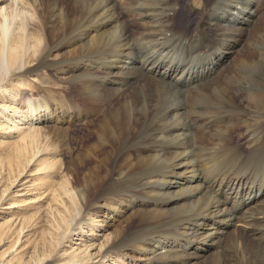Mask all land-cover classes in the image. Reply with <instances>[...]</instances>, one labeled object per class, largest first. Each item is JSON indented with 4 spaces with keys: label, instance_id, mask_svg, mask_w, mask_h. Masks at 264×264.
<instances>
[{
    "label": "rangeland",
    "instance_id": "rangeland-1",
    "mask_svg": "<svg viewBox=\"0 0 264 264\" xmlns=\"http://www.w3.org/2000/svg\"><path fill=\"white\" fill-rule=\"evenodd\" d=\"M103 1L104 0H81V1L75 0L74 2L76 3L79 2L80 4L85 3L86 5L92 4L94 6L97 3H100ZM110 1H111L110 5L113 6V11L115 10L114 13L117 12L114 14L115 20H113L112 22H109L104 17V15L101 17H98V13L101 12V10H97L96 8L91 14H88L89 16L87 20L85 21L87 23H85V27H82L81 29L83 31L82 33H90L93 31H94L93 33H96L97 31L98 33H96V35H98L101 32L106 31L109 28L107 26V25L110 26L109 23H114V24L119 25V28L118 29L115 28V30L112 31V33L110 32L109 36L107 37L111 40L109 41L110 46L98 47L94 49L93 51H90L89 53H81V55L79 56H76V57L74 56L75 58L72 57L73 59L71 60H62L61 66L63 67V70L61 66L59 67L56 66V68L55 67L41 68L40 71L36 74H33V73L23 74V73L16 72L17 70L15 69L12 70V68H9L7 72L0 73V264H99L104 258L106 262H103L102 264H147V263L152 264V262H154V264H161V263L164 264L165 262H167V264H174L175 262H176L175 264H180V263L189 264L188 259L190 258V256H192L196 261H199V259L200 260L203 259L201 258L203 255L207 257L211 252H213L212 256L215 259L219 258L221 263L224 262L222 264H254V261H253L254 257L258 260V264H264V255L254 256L253 254L248 255L252 259V261H249L247 263L246 260L243 259V256L236 249L237 245H240L241 249L245 248L246 252L248 253L249 245L246 242L247 240L246 239L239 240V239L230 238L228 241H225L228 232H230L233 228L235 229V226H233L232 228H227L225 225L223 226V223L221 222V220H228V219H229V222L232 221L231 223L237 222L236 224H240V226L239 228L238 227L236 228H238L237 229L238 231H240L239 229H241L240 233L246 235L251 241H253L256 244H259V246L264 248V244H263L264 237H261L264 234V218H260V219L258 218V219L251 220V218H255L256 215L260 216L261 213L264 214V210H263L264 207H262L264 206V204L259 203L255 207L253 206L254 204H250L252 201L249 202L248 200V202L247 201L244 202L242 200L243 197H244L243 199H246L250 195L256 193L258 190L264 191V118H263L264 116L261 117V120H258L256 118V116L261 115V113H264V78L257 76L256 77L257 79H254V88L250 86H245L248 90L247 92L242 93L241 85L237 82H236V85L233 84L235 80L230 79V77L234 78L237 76L238 78L240 77L249 78V77H254V75L251 73L249 74V73L238 72L239 70L238 69L236 70L235 67H233V70H232L231 69L232 65H230L229 63L235 56L236 52L240 49L241 45L246 44V38H247V35L249 34L248 32L254 25V24L251 25V23L254 21L253 19L254 16L256 15L255 18L258 21L260 19H264V9H263L264 0H261V2L260 0L258 1L257 0H235L239 4L241 3L242 6L246 9H243V10L240 9L239 10L241 13L240 17L237 15L238 19L236 18V19H233L232 21L229 20L231 23L229 21H226V19L233 18L232 16H230V14L226 16L224 20V18H221L223 17V15H220L218 13L220 11H222V13L223 11H225V13L229 12L227 8H231V7H229V5L227 6L226 4V3H229L228 0H225L226 2L224 0L222 2L221 0H217V1L209 0V3H208V0H178V1L170 0V3L172 2L175 3V4L173 3L172 6L171 4H169V0H148V1L147 0H129V1L128 0H125V1L124 0L123 1L122 0H110ZM114 1L115 2L117 1V2L115 3ZM5 2L8 6H10L9 5L10 1L5 0L4 2L3 1L1 2L0 7L3 5L6 6ZM56 2L59 5H56L55 7H58L59 9L61 8V6L64 7V5L66 4L65 0L64 1L61 0V3H60V0H56ZM152 2H154V4ZM223 4L225 5L223 6ZM252 4L255 5L257 8L253 6ZM258 4L260 5L258 6ZM13 7L14 6H12L10 9H12ZM157 7L160 10H158ZM163 7L166 10H162ZM247 7H249V9ZM103 8H105V6H103ZM132 8H137V9L139 8V9L137 11L136 9L133 10ZM131 9L132 11H130ZM251 9L255 10L254 14H252L251 12H245L247 10L252 11ZM14 10H15V7H14ZM89 10L90 9H88L87 12ZM155 11L159 12L160 14ZM31 12H30L32 14V15L30 14L31 17L26 20H22L21 19L22 17L19 16L16 22V25L19 26V24H22L21 23L22 21L26 25V28H25L26 31H28V28H33L35 30L41 31L42 33V30L40 29L41 27L39 26L36 16L32 17L35 14L33 13V11ZM138 16L139 17L141 16L140 18L143 22L138 18ZM163 16L166 18V20H167V16L169 18L171 17L170 19H173V18L174 19L168 22L165 20V18H163ZM132 17H135V18H132ZM157 17H159V19H157ZM235 20L237 23L235 22ZM150 21L153 23H151ZM158 21L160 22L158 23ZM255 21L253 23H255ZM258 21L256 23H258ZM234 22L236 24H234ZM246 22H250V24L249 23L246 24ZM260 22L261 20L259 21V23ZM160 23L162 25L164 23L166 24L162 26ZM99 25H101V27H99ZM172 25L173 26L175 25V26L173 27ZM226 25L232 26V27L235 26L236 29L238 28L236 32H234V34L232 35V37L234 36V39L231 36L229 37L228 31L225 32L227 28ZM96 27H99V28L96 29ZM143 27H146L144 28L146 31L142 29ZM223 28H225V30ZM151 29H153V31ZM242 29H244V31ZM198 30L201 32H199ZM221 30L223 31L221 32ZM171 31H174V32H171ZM243 32L245 33V35ZM176 33H177L178 38L176 37ZM147 34H150V35H147ZM151 36L152 38H150ZM166 36L167 38H165ZM238 36L239 38H242V39H239ZM58 37H59L58 38L59 42H67L70 39L74 38L75 34H72V33L68 35L62 34L61 36H58ZM259 37L261 41L259 42V45L257 44L258 47L257 45L254 44V49L257 51L259 50L263 51L264 33ZM192 38L194 39L192 40ZM220 41H222V43ZM223 41L225 42V44ZM125 42L127 43L126 46H118L119 43L122 44ZM201 43H202V46H201ZM220 44L221 45L223 44V45L220 46ZM210 45H211V49H210ZM229 45L231 47L233 46L234 47L231 48ZM235 45H238V46L236 47ZM222 47L224 48V50ZM215 52H217L218 54ZM219 52L220 53L226 52V54H229V55L230 53H232L231 55L232 58H230V60L229 59L225 60L224 57L219 58L220 56ZM122 54L124 55V57ZM95 57L96 59H94ZM111 57L113 59L115 58L114 63H112L113 59L111 60ZM206 58H208L209 61ZM98 59H100V61ZM204 59H205V62H204ZM70 62L72 64L71 66L70 64H68ZM100 62L103 65H101ZM125 62H128V64ZM28 63L30 64L23 66L24 70L25 68L30 69L31 64H35V62L32 63V61ZM91 63H93L92 64L93 66H90ZM94 63L96 64L94 65ZM122 63L123 65H120ZM106 64L109 66L108 68ZM255 64H258L262 68H264V57H261L260 59L257 58ZM161 65H163L164 67L169 66L167 76H166L168 77V79L166 77H161L154 72L153 67L154 68L160 67ZM223 65L225 68L226 67L227 68L225 70L226 72H223L222 74L223 78L221 77V79H224L225 75L227 74H232L228 78L230 79V82L232 83L228 82L229 80L227 79L228 80L227 85L229 89L232 88L235 90L234 91L236 95L235 98H237L235 101L237 102L233 104H227V105L224 104L225 106L221 105L220 108H218L216 106L208 105V103H205V102L203 103V101L200 102L198 99L196 100V98L192 99L193 100L192 101L189 96L192 89H194L195 87H198V85L201 86L203 84L204 85L208 84V82L212 81L215 77L217 78V76L221 74L222 70L225 69ZM122 66H124L123 69H122ZM199 66H201L202 69L205 68L206 66L209 69L211 68L213 69L211 71H207L208 69H206L204 70V72H201L202 69ZM84 67L86 69H84ZM89 67L91 68L89 69ZM143 67L145 68V70ZM99 68L102 71H100ZM96 69L98 70L96 71ZM81 70H83L84 72ZM91 70L93 71L95 70V72L91 73L92 72ZM199 70L201 71L198 72ZM117 71L119 75L116 74ZM190 71H191V74H190ZM101 72H103L104 74ZM210 72H212V75L210 74ZM260 72L261 70L257 66L254 65V73L258 74ZM70 73L73 76V78L72 76L70 77ZM196 73H200V76L199 74H196ZM207 73L210 75L207 76L208 75ZM95 74L98 76L96 77ZM201 74H202L203 79L200 78ZM233 74L234 75L238 74V75L234 76ZM157 75L161 77V79H159ZM74 76H78L81 79H76V77ZM147 76L149 78L151 77L153 79L160 80V81H163L164 79L163 82H165V85L162 84V86H166V87L171 86V88H169L167 92L162 91L160 89H152L150 90V92L153 91L151 92L153 93V95L147 96L150 99H153V97H155L154 98L156 100L155 105L153 103L151 105V109L152 108L154 109L155 114L160 113L162 117L160 116L159 118L154 120L153 125H155L154 126L155 128L153 126L148 127V129L152 127L153 129H150L149 135L144 136V138H140L138 133H136L135 131H131L130 134H126L127 140L125 139L121 142V145L119 146L120 149H118L117 155L118 156L122 155L121 156L122 159H125V158L134 159L135 158L134 160H136V159H139V156L141 154L140 158L146 157L145 161H148V162L168 159L169 161L166 160L163 162H158L161 165L159 169L153 166V163L146 165L144 167L143 172L146 174L148 172L147 170H149V172L151 171L153 174L152 176L153 177L156 176L155 180H157V182L167 181V180L180 181L182 174L183 175L190 174L191 176L195 175L194 177L197 179L195 181H192V183H188V184L201 185L204 183L203 185L200 186L201 190L203 189V191L207 192L210 196H212L214 201L215 200L219 201V204H221L222 206L220 205L218 207L217 205L219 204H216L211 209L205 208V209H201L198 211L177 215V217H175L172 221L171 220L166 221L164 224L165 226L163 225L164 227L163 226L162 227L153 226L154 227L153 228L151 225L147 223H142L136 229H134L135 231L134 230L131 231L134 228V226L130 224L127 226V228H129L130 230L128 231V233L122 235V237L119 240L118 248L109 249V243H107V240L109 236L111 235V233L115 232L116 230L120 228V226L123 225V219H124L123 216H125V214L121 217L120 216L117 217L116 215L114 219L112 218L114 214H111L110 216L113 219V221L111 220L109 222V218L107 217V214H109V210L106 209L107 211L106 210L103 211L105 208H103V210L97 214L93 210H90L89 212L88 211L84 212L78 209L80 201L77 198H75V200L73 198L74 196H76V193L74 192L75 187L77 186L78 181H80V173L87 172L93 166L92 163L89 164L88 162H87V165L80 166L81 157L79 158V156L81 153L83 152L85 153L86 145L88 146L92 145L95 143V140H98L97 136L93 132L94 131L93 126L98 122V120H101L105 116L106 114L105 112H107L109 108L117 106L118 103L117 104L115 103L119 101L118 98H122L123 97L122 95L126 96L130 94L132 91H135L138 96L144 98V94L142 93L144 89L141 86L145 85L144 78H147ZM190 76L192 79H190ZM102 77H106V78H102ZM186 77L187 79L185 80L184 78ZM63 78H67V79L64 80ZM71 78L72 80H68ZM101 78L106 81H103ZM206 79L208 80V82ZM172 81L176 83H172ZM196 81H198V83ZM193 83L195 84V86H193L194 85ZM231 85L234 88L230 87ZM107 86H109L110 88ZM113 88H114V91H113ZM104 89L106 91L109 90L107 91L109 92V94ZM121 90L123 91V94ZM102 92L104 93V95L106 94L107 95L104 96ZM111 93H113V95H111ZM215 93L216 92H212L211 96H213V98L214 97L218 98L219 95L218 94L214 95ZM100 94L102 95L104 99L100 98L101 97ZM162 95H165V96H162ZM200 96H203V95H199L197 96V98H200ZM160 97L162 99H160ZM238 97L240 99L243 98L242 101L244 103ZM110 100L112 102L114 100V102L112 103ZM120 103H124V102H122L121 100ZM170 107L173 110L172 111L173 114L176 115L175 119L177 121L174 120V118L169 119L163 116L164 112L166 113L168 111H171ZM212 108L214 110L217 108V110L214 111L215 114L213 110L211 111ZM208 109H210V112H213L211 113V115H210V112H208L209 111ZM162 110H165V111H162ZM93 111L95 112L97 111V112L95 113ZM217 112L220 114L216 115ZM79 113L81 116L79 115ZM206 113L209 115H206ZM36 114L43 115L45 119L43 120L39 118L35 120ZM33 115L35 116L33 117ZM102 115L104 116L102 117ZM79 116L81 117V120H79L80 118ZM207 117L208 119H206ZM215 117H217L218 119ZM164 118H166L167 120H165ZM215 119H217L216 120L217 123ZM91 121H93V123H91ZM206 121L207 123L209 121L210 124H206ZM164 122H167L168 124H172L175 126H169L168 124H164ZM90 123L92 124V126ZM203 124H206L208 126L210 125V126L208 127ZM164 126L166 128H164ZM203 126H205V128ZM53 129L59 130V132L53 131ZM34 132H36L35 135L37 137L36 139L37 141L35 144L30 146L28 145L29 140L27 136ZM167 132L168 134H166ZM218 132L219 134L216 135L217 137L215 136L217 138L216 140L213 135L214 133L217 134ZM221 132L222 134H220ZM52 133L53 134L57 133L56 135L59 139H54L53 137L54 135H52ZM196 133L198 134V138L197 136L194 137ZM201 133L203 134L201 135ZM176 135H178V137H176ZM199 135L202 137L201 139H199L200 137ZM211 136H213L214 138L212 137L213 139H211ZM131 138H133V140ZM207 138H210L209 139L210 141ZM136 139L138 142L137 145L135 144L137 143ZM229 140L230 142H228ZM130 142L135 144L136 146L131 144ZM200 142H203L204 144ZM210 142H211V145H210ZM227 142H228V146L230 147L226 146ZM128 143H130L132 146ZM155 145L158 147L160 146L159 148H163L164 146L165 150L162 149L163 152H159L161 150H159L158 147L156 150L152 149L157 152L156 154V152H153L150 149V148L155 147ZM222 145H223V148H222ZM192 146L195 151L192 149ZM224 146L226 149L224 148ZM143 147H147V148L143 149ZM211 148L215 151L214 153ZM252 148L254 149V151ZM142 150L145 152L143 153ZM177 150L178 151L185 150L186 154L191 157L186 155L185 157L186 160L185 159L184 160L187 161L188 159V161H190L191 163L188 165H184L183 168H180L179 166H175L174 164H171L174 160V155H176V152H178ZM133 151L135 154L132 153ZM222 151H224L225 153H223ZM231 151L233 152V154ZM228 152H229V155L226 156ZM137 153H140V154L137 155ZM209 153H210V157H208ZM215 153H218V155ZM211 156H213L214 159H212ZM215 156H218V158ZM247 156H249V158H247ZM201 157L203 158V160L201 159ZM232 157L233 159H231ZM224 158L228 159L227 160L228 162ZM209 159L210 160L212 159V161H210ZM231 160L234 162L233 166H232L233 162ZM121 161L122 160H119V162ZM235 162H236V166H235ZM238 163L239 165H237ZM98 166L101 167L100 171H101V176H102L103 166H100V165ZM164 168L165 169L168 168V169L165 170ZM153 170L155 171V173H153L154 172ZM194 170L198 171V174ZM199 170L201 173L199 172ZM202 170H204L205 172ZM183 171H187V172L183 173ZM137 172L138 171H134L132 173L129 172L127 174H122L119 177L120 181L118 180L117 186L113 185V188L110 192L107 190V187L105 184H103V182L99 183V186L97 188L99 189L102 188L100 191L101 195L104 194V197L106 198V199H103V201L105 202L101 201L100 203L105 204L107 201H112V202L115 201L116 204L120 203V205L123 203L128 204V205H131V204L133 205L134 203V205H138L141 200L143 205L146 206L147 208H154V207L160 206L164 202V200L159 199L157 197V193L160 191H164L162 188L164 187L165 183H160V184L154 183V184H149V186L147 187H143L144 185H141L142 184V181H141L142 173L141 172L137 173ZM136 173L137 175H135ZM162 173H165V175ZM160 174H162L163 177ZM201 175H203L204 177ZM224 178H225V181H224ZM237 181H239L240 183ZM238 183H239V186H238ZM188 184H184V185H188ZM160 186L162 188H160ZM65 189L70 193L67 194ZM105 192H109L110 194H105ZM108 195L111 198H108ZM195 195L196 193L194 194V196ZM196 196L194 198H196ZM121 198L122 200H120ZM194 198L190 197V195H187L185 200H188L187 202H189L190 200ZM129 200L131 202H129ZM75 205L77 207H75ZM250 205L251 207H249ZM223 206H225L224 209L225 210L227 209V210L226 211L224 210L223 213H220L222 214L221 215L222 217H221V216H218L216 212L218 211V208H222ZM248 211L251 212L250 213L251 215L249 214ZM236 216L237 217L239 216V218H237ZM102 221H104V223L109 222L108 226H104V224H102ZM212 221L214 223H216L217 221L219 222V223L217 222L218 224L217 226L219 228L217 231L218 234L217 233L216 235L211 234L210 231H203L202 229L199 228L201 227L200 226L201 223L208 224V226H204L203 228H207L209 227V225L210 226L212 225L213 227H217L215 226L216 224H213ZM246 221H249L250 223ZM183 222L191 224L189 226V229L186 231L179 230L181 223ZM241 224H244L245 227H242ZM197 230H201V231H197ZM199 233L200 234L203 233L204 236L200 235ZM168 234L169 235L172 234L170 235L171 237ZM195 234L197 235L193 236ZM175 235L179 238H181L180 236H182V238L179 239V241H176V244L179 246L175 244V246L171 247V249L169 250V253L171 252L173 253V254L171 253V256L168 252H166L167 255H163V256L161 255V256H158V258L157 257L154 258L153 260L152 259L148 260V259H143L142 255L138 253L139 251L137 250V248L139 246L144 245L146 246V248H152V247H157V246L162 247L163 242L168 244L167 242H169V240H172V237L174 239ZM156 237L157 238L159 237L160 239L158 240ZM205 239L206 241L213 242L212 244L213 246L207 250L202 249L205 247V242H202V240L205 241ZM180 241L181 242L183 241V242L181 243ZM195 241H200L201 243L197 242L198 244L195 245V248L197 249L193 250L194 248L193 246L192 251H194L193 253H195V256H194L193 253H190V250L188 248L186 249V246L187 245L189 246L188 243H191V242L193 243ZM216 242L217 243L219 242L218 244L220 246L217 245ZM182 247H184L185 249ZM107 249L109 250V252H106ZM176 250L180 252H177ZM204 251L205 252L208 251V252L205 253ZM127 252H130V253L128 254ZM135 252L137 255L135 254ZM102 254H104L105 257H103ZM182 255L184 257L180 259ZM175 256H179V257L177 258ZM161 258L165 260L163 261ZM161 260L162 262H160ZM145 261L147 263H145ZM216 263L219 264L218 262H215V264Z\"/></svg>",
    "mask_w": 264,
    "mask_h": 264
},
{
    "label": "bare ground",
    "instance_id": "bare-ground-1",
    "mask_svg": "<svg viewBox=\"0 0 264 264\" xmlns=\"http://www.w3.org/2000/svg\"><path fill=\"white\" fill-rule=\"evenodd\" d=\"M1 2L3 1H5V0H0ZM8 1V0H7ZM10 1V3H9V5L10 6H8L7 4H6V2H5V5L6 6H1L0 7V73H4V72H7L8 70H9V68H12V70H17L16 72H19V73H23V74H36V73H38L39 71H40V69L41 68H47V67H55L56 68V66L57 67H59V66H61V62H62V60H71V59H73L72 57H76V56H79V55H81V53H89L90 51H93L94 49H96V48H98V47H105V46H110L109 45V41H111L109 38H107L108 36H109V34H110V32L112 33V31H114L115 30V28L116 29H118L119 28V25H117V24H114V23H109L110 24V26L109 25H107L109 28L106 30V31H104V32H101L100 34H98V35H96V33H98L97 31H96V33H93V32H90V33H82L83 31L81 30L82 29V27H85V23H87V22H85L86 20H87V18H88V14H91L96 8H97V10H101V12H99L98 13V17H101V16H103L104 15V17L109 21V22H112L113 20H115L114 18V14L115 13H117V12H115L114 13V11H113V6H111L110 5V0H104L103 2H100V3H97L96 5H92V4H88V5H86L85 3H83V4H80L79 2L78 3H76V2H74L75 0H65V2H66V4L64 5V7H62L61 6V8L59 9L58 7H55L56 5H59V4H57V2H56V0H9ZM64 1V0H63ZM77 1V0H76ZM79 1H81V0H79ZM123 1V0H122ZM125 1V0H124ZM129 1V0H128ZM148 1V0H147ZM173 1V0H172ZM178 1V0H177ZM217 1V0H216ZM223 0H221V2H222ZM225 1V0H224ZM258 1V0H257ZM1 2H0V4H1ZM64 2V3H65ZM115 2V1H114ZM117 2V1H116ZM115 2V3H116ZM140 2V1H139ZM155 2V1H154ZM154 2H152L153 4H154ZM226 2V1H225ZM228 2L229 3H226L227 4V6L229 5V7H231V8H227L228 9V13H225V11H223V13H222V11H220V12H218L220 15H223V17H221V18H224V20H225V17L226 16H228L229 14H230V16H232L233 18H229V19H226V21H229V20H233V19H238V16L240 17V15H241V13H240V9L241 10H243V9H246V8H244L243 6H242V4L240 3H238L237 1H235V0H228ZM260 2H261V0H260ZM60 3H61V0H60ZM113 3V2H112ZM121 3V2H120ZM126 3V2H125ZM151 3V4H152ZM165 3H167V2H165ZM174 2H172V3H170V0H169V4H171V6H172V4H173ZM208 3H209V0H208ZM253 3H254V1H253ZM259 3V2H258ZM118 4V3H117ZM124 4V3H123ZM134 4V3H133ZM175 4V3H174ZM70 7H69V6ZM125 5V4H124ZM136 5V4H135ZM161 5V4H160ZM165 5V4H164ZM225 4H223V6H224ZM244 5V4H243ZM249 5H250V3H249ZM253 5V4H252ZM260 4H258V6H259ZM12 6H14L15 7V10H14V7L12 8V9H10ZM103 6H105V8H103ZM167 6V5H166ZM170 6V5H169ZM210 6H211V4H210ZM223 6H222V8H223ZM253 6H255V5H253ZM124 7V6H123ZM131 7V6H130ZM136 7V6H135ZM256 7V6H255ZM127 8V7H126ZM146 8H148V7H146ZM153 8V7H152ZM160 8V7H159ZM222 8H220V9H222ZM248 9H249V7H247ZM251 8V7H250ZM257 8V7H256ZM261 8V7H260ZM57 9H59V10H57ZM88 9H90L88 12H87V10ZM123 9V8H122ZM129 9V8H128ZM127 9V10H128ZM133 10L134 9H136L137 11H138V9L137 8H132ZM132 9L130 10V11H132ZM157 9H158V7H157ZM264 9V8H263ZM158 10H160V9H158ZM162 10H166V9H164V7L162 8ZM252 10V9H251ZM258 10H259V8H258ZM31 11H33V13L35 14V15H33L32 17H34V16H36V18H37V21H38V23H39V26L41 27L40 29L42 30V33H41V31H38V30H35V29H33V28H28V31H26L25 30V28H26V25L21 21V23L22 24H19V26H17L16 25V22H17V20H18V18H19V16H21L22 18V20H26V19H28V18H30L31 16H30V14L32 13ZM168 11V10H167ZM254 11L255 10H252V11H245V12H251L252 14H254ZM31 12V13H30ZM140 12V11H139ZM142 12H144V11H142ZM147 12H148V10H147ZM152 12V11H151ZM155 12H157V11H155ZM216 12V11H215ZM29 13V14H28ZM145 13H146V11H145ZM157 13H159V12H157ZM256 13V12H255ZM96 14V13H95ZM128 14V13H127ZM152 14V13H151ZM155 14V13H154ZM160 14V13H159ZM158 14V15H159ZM164 14V13H163ZM169 14V13H168ZM212 14V13H211ZM218 14V15H219ZM246 14V13H245ZM251 14V15H252ZM32 15V14H31ZM117 15V14H116ZM120 15V14H119ZM130 15V14H129ZM138 15V14H137ZM136 15V16H137ZM145 15V14H144ZM157 15V14H156ZM172 15V14H171ZM217 15V14H216ZM238 15V16H237ZM249 15H250V13H249ZM135 16V15H134ZM143 16V15H142ZM148 16V15H147ZM161 16V15H160ZM173 16V15H172ZM256 16V15H255ZM255 16H254V21L255 20H257L256 18H255ZM258 16H260V15H258ZM141 17V16H140ZM139 16H138V18L141 20V18H140ZM145 17V16H144ZM218 17V16H217ZM216 17V18H217ZM250 17V16H249ZM131 18V17H130ZM132 18H135V17H132ZM150 18H151V16H150ZM153 18V17H152ZM155 18V17H154ZM163 18H165L164 16H163ZM171 18V17H170ZM168 16H167V20H166V18H165V20L166 21H168V22H170L171 20H173V19H170ZM244 18V17H243ZM243 18H241V19H243ZM260 18V17H259ZM258 18V19H259ZM143 19V18H142ZM157 19H159V17H157ZM102 20H103V18H102ZM145 20V19H144ZM147 20V19H146ZM161 20V19H160ZM215 20V19H214ZM252 20V19H251ZM261 20V22L259 23V21ZM259 21H258V23H256L257 21H255V23H251V25L252 24H254L253 25V27L249 30V34L247 35V38H246V44H242L241 45V47H240V49L236 52V54H235V56L233 57V59L229 62L230 63V65H232V70H233V67H235L236 68V70L238 69L239 71L238 72H242V73H251V74H253L254 75V77H249V78H238L236 75H238V74H236V75H234V76H236V77H234V78H231L230 76L232 75V74H227V75H225V77H224V79H221V77H222V74H223V72H226L225 70H226V68L224 67V65H223V67L225 68L224 70H222V72H221V74L219 75V76H217V78L215 77L212 81H210V82H208V80H207V82H208V84H203V85H201V86H199L198 85V87H195L194 89H192V91L190 92V99L192 100V99H195L196 98V100L198 99L200 102L201 101H203V103L205 102V103H208V105H211V106H216V107H218V108H220V106L221 105H227V104H233V103H235V102H237V101H235L237 98H235L236 97V95H235V90L234 89H232V88H230L229 89V87H228V85H227V81L228 82H230V79H232V80H235L234 81V83L233 84H235L236 85V82L237 83H239L240 85H241V91H242V93H245V92H247V88L245 87V86H250V87H252V88H254V79H257L256 77L257 76H260V77H262V78H264V68H262L260 65H258V64H255L256 63V60H257V58L258 59H260L261 57H264V49H263V51L262 50H259V51H257V50H255L254 49V44L255 45H259V42L261 41V39H260V37L259 36H261L263 33H264V19H260ZM28 21V20H27ZM31 21V20H30ZM36 21V22H37ZM117 21H118V19H117ZM142 21V20H141ZM157 21V20H156ZM20 22V21H19ZM98 22V21H97ZM106 22V21H105ZM115 22V21H114ZM143 22V21H142ZM146 22V21H145ZM151 22V21H150ZM160 21H158V23H159ZM162 22V21H161ZM187 22V21H186ZM217 22V21H216ZM219 22V21H218ZM230 22V21H229ZM235 22H236V20H235ZM234 22V24H236ZM239 22V21H238ZM242 22V21H241ZM32 23H33V21H32ZM31 23V24H32ZM117 23V22H116ZM151 23H153V22H151ZM231 23V22H230ZM233 23V22H232ZM243 23V22H242ZM247 23H249L250 24V22H246V24ZM102 24V23H101ZM104 24V23H103ZM161 24V23H160ZM164 24H166V23H164ZM164 24L162 25V26H164ZM182 24H184V23H182ZM220 24V23H219ZM228 24V23H227ZM245 24V25H246ZM36 25V24H35ZM34 25V26H35ZM93 25H95V24H93ZM98 25V24H97ZM148 25V24H147ZM146 25V26H147ZM151 25V24H150ZM169 25V24H168ZM242 25V24H241ZM161 26V27H162ZM173 26V25H172ZM171 26V27H172ZM175 26V25H174ZM173 26V27H174ZM186 26V25H185ZM223 26V25H222ZM234 26V25H233ZM237 26H239V25H237ZM247 26V25H246ZM248 26H250V25H248ZM31 27V26H30ZM36 27V26H35ZM99 27H101V25H99ZM99 27H96V29L97 28H99ZM104 27V26H103ZM152 27V26H151ZM166 27H167V25H166ZM165 27V28H166ZM182 27V26H181ZM224 27V26H223ZM226 30H225V28H223L224 30H225V32L226 31H228V35H229V37L231 36L232 37V35L234 34V32H236V30L238 29H236V27H235V29H234V27H232V26H227L226 25ZM95 28V27H94ZM105 28V27H104ZM144 28H146V27H143L142 29H144ZM194 28V27H193ZM243 28V27H242ZM39 29V30H40ZM89 29V28H88ZM244 29H245V27H244ZM244 29H242L243 31H244ZM105 30V29H104ZM145 30V29H144ZM149 30V29H148ZM147 30V31H148ZM152 31H153V29H151ZM172 30H174V29H172ZM188 30V29H187ZM85 31V30H84ZM146 31V30H145ZM154 31H155V29H154ZM169 31V30H168ZM182 31H183V29H182ZM199 31V30H198ZM214 31V30H213ZM223 30H221V32H222ZM239 31V30H238ZM167 32V31H166ZM171 32H174V31H171ZM176 32V31H175ZM199 32H201V31H199ZM205 32V31H204ZM203 32V33H204ZM220 32V33H221ZM246 32V31H245ZM70 33H72V34H75V37L74 38H72V39H70L69 41H67V42H59L58 41V36H61L62 34H64V35H68V34H70ZM148 33V32H147ZM151 33H153V32H151ZM150 33V34H151ZM154 33H156V32H154ZM214 33V32H213ZM244 33V32H243ZM142 34V33H141ZM150 34H147V35H150ZM169 34V33H168ZM175 34V33H174ZM179 34H181V33H179ZM224 34V33H223ZM227 34V33H226ZM152 35V34H151ZM161 35H163V34H161ZM183 35V34H182ZM197 35V34H196ZM199 35V34H198ZM225 35V34H224ZM244 35H245V33H244ZM145 36H146V34H145ZM156 36V35H155ZM174 36V35H173ZM186 36V35H185ZM205 36V35H204ZM216 36V35H215ZM221 36H222V34H221ZM220 36V37H221ZM240 36H242V35H240ZM149 37V36H148ZM176 37H177V33H176ZM190 37V36H189ZM237 37V36H236ZM235 37V38H236ZM68 38V37H67ZM150 38H152V36L150 37ZM165 38H167V36L165 37ZM170 38V37H169ZM178 38V37H177ZM182 38H183V36H182ZM181 38V39H182ZM198 38V37H197ZM233 39H234V36L232 37ZM238 38H239V36H238ZM262 38V37H261ZM118 39H120V38H118ZM180 39V40H181ZM189 39V38H188ZM194 38H192V40H193ZM200 39V38H199ZM222 39V38H221ZM227 39V38H226ZM231 39V38H230ZM239 39H242V38H239ZM244 39V38H243ZM65 40V39H64ZM150 40H152V39H150ZM184 40V39H183ZM190 40H191V38H190ZM206 40V39H205ZM204 40V41H205ZM212 40V39H211ZM211 40H210V42H211ZM215 40V39H214ZM218 40H220V39H218ZM217 40V41H218ZM223 40H224V38H223ZM229 40V39H228ZM238 40V39H237ZM122 41V40H121ZM145 41V40H144ZM169 41V40H168ZM235 41H236V39H235ZM163 42V41H162ZM190 42V41H189ZM202 42V41H201ZM206 42V41H205ZM221 43H222V41H220ZM219 42V43H220ZM224 42V41H223ZM234 42V41H233ZM186 43H187V41H186ZM200 43V42H199ZM208 43V42H207ZM238 43V42H237ZM245 43V42H244ZM129 44V43H128ZM204 44V43H203ZM210 44V43H209ZM214 44V43H213ZM212 44V45H213ZM218 44V43H217ZM224 44H225V42H224ZM127 45V43L125 42V43H122V44H120L119 43V45L118 46H126ZM223 45V44H222ZM221 44H220V46H222ZM233 45H234V43H233ZM258 45H257V47H258ZM201 46H202V43H201ZM225 46V45H224ZM230 46V45H229ZM236 47L238 46V45H235ZM131 47V46H130ZM188 47V46H187ZM191 47V46H190ZM189 47V48H190ZM197 47V46H196ZM208 47V46H207ZM231 47V46H230ZM234 47V46H233ZM233 47H231V48H233ZM256 47V48H257ZM155 48V47H154ZM223 48V47H222ZM259 48H261V47H259ZM118 49V48H117ZM133 49V48H132ZM192 49V48H191ZM195 49V48H194ZM210 49H211V45H210ZM230 49V48H229ZM237 49V48H236ZM223 50H224V48H223ZM228 50V49H227ZM231 50H233V49H231ZM120 51H122V50H120ZM119 51V52H120ZM202 51V50H201ZM207 51V50H206ZM235 51V50H234ZM131 52V51H130ZM223 52V51H222ZM230 52H232V51H230ZM229 52V53H230ZM208 53V52H207ZM209 53H210V51H209ZM215 53H217V52H215ZM220 53V52H219ZM228 53V52H227ZM202 54V53H201ZM212 54V53H211ZM218 54V53H217ZM216 54V55H217ZM123 55V54H122ZM122 55H120V56H122ZM190 55V54H189ZM206 55V54H205ZM215 55V56H216ZM231 55H232V53H230V55L229 54H226V52H224V53H220V56H219V58L221 57V58H223L224 57V59L226 60V59H229L230 60V58H232L231 57ZM91 56V55H90ZM104 56V55H103ZM119 56V57H120ZM126 56V55H125ZM197 56H199V55H197ZM201 56V55H200ZM212 56V55H211ZM214 56V57H215ZM74 57V58H75ZM123 57H124V55H123ZM87 58V57H86ZM93 58V57H92ZM103 58H105V57H103ZM200 58V57H199ZM203 58V57H202ZM90 59V58H89ZM94 59H96V57L94 58ZM110 59V58H109ZM113 58L111 57V60H112ZM115 59V58H114ZM114 59H113V62L112 63H114ZM118 59V58H117ZM124 59V58H123ZM126 59V58H125ZM207 60H208V58H206ZM77 60H79V59H77ZM99 61H100V59H98ZM104 60V59H103ZM108 60V59H107ZM120 60V59H119ZM206 60V61H207ZM213 60V59H212ZM263 60V59H262ZM30 61H32V63H34L35 62V64H31V66H30V69H26L25 67V70L23 69V66H25V65H27V64H30V63H28V62H30ZM86 61V60H85ZM88 61V60H87ZM91 61H93V60H91ZM105 61V60H104ZM117 61V60H116ZM146 61V60H145ZM145 61H144V63H145ZM209 61V60H208ZM207 61V62H208ZM46 62H48V63H46ZM111 62V61H110ZM130 62V61H129ZM204 62H205V59H204ZM211 62V61H210ZM65 63V62H64ZM89 63H90V61H89ZM97 63H98V61H97ZM102 63H104V62H102ZM119 63V62H118ZM124 63V62H123ZM123 63L122 64H120V65H123ZM125 63H127L128 64V62H125ZM220 63V62H219ZM227 63V62H226ZM229 63H228V65H229ZM67 64V63H66ZM65 64V65H66ZM68 64H70V66L72 65L71 64V62L70 63H68ZM82 64H83V62H82ZM93 63H91V65L90 66H93L92 65ZM96 63H94V65H95ZM100 64H101V62H100ZM111 64V63H110ZM109 64V65H110ZM117 64V63H116ZM142 64V63H141ZM213 64V63H212ZM78 65V64H77ZM88 65V66H89ZM101 65H103V64H101ZM100 65V66H101ZM105 65V64H104ZM107 65V64H106ZM112 65V64H111ZM119 65V66H120ZM160 65V64H159ZM199 65V64H198ZM203 65V64H202ZM208 65V64H207ZM254 65L255 66H257L260 70H261V72L260 73H254ZM68 66V65H67ZM113 66V65H112ZM151 66V65H150ZM197 66V65H196ZM222 66V65H221ZM62 67V66H61ZM65 67V66H64ZM83 67V66H82ZM85 67H87V66H85ZM84 67V69H86ZM105 67V66H104ZM109 66L107 65V68H108ZM123 67L124 66H122V69H123ZM128 67V66H127ZM148 67V66H147ZM169 67V66H168ZM168 67H164L163 65H161L160 67H153V70H154V72L156 73V74H158L159 76H161V77H166L167 76V72H168ZM171 67V66H170ZM200 68H201V66H199ZM209 67H210V65H209ZM217 67V66H216ZM91 67H89V69H90ZM96 68V67H95ZM100 68H102V67H100ZM100 68H99V70H100ZM117 68H119V67H117ZM126 68V67H125ZM124 68V69H125ZM144 68V67H143ZM149 68V67H148ZM197 68V67H196ZM195 68V69H196ZM215 68V67H214ZM218 68V67H217ZM235 68H234V70H235ZM59 69V68H58ZM58 69H57V71H58ZM61 69V68H60ZM106 69V68H105ZM150 69V68H149ZM194 69V68H193ZM202 69V68H201ZM206 69H208L207 71H211L213 68H211V69H209L207 66L205 67V68H203L202 69V71L201 70H199L198 72H204V70H206ZM220 69V68H219ZM229 69V68H228ZM62 70H63V67H62ZM69 70V69H68ZM98 69H96V71H97ZM109 70V69H108ZM112 70V69H111ZM111 70H110V72H111ZM144 70H145V68H144ZM151 70V69H150ZM152 70V71H153ZM176 70V69H175ZM217 70V69H216ZM81 71H83V70H81ZM88 71V70H87ZM92 72L91 73H93V72H95V70L93 71V70H91ZM100 71H102V70H100ZM104 71V70H103ZM116 71V70H115ZM114 71V72H115ZM123 71V70H122ZM147 71V70H146ZM145 71V72H146ZM152 71H151V73H152ZM181 71H182V69H181ZM70 72V71H69ZM84 72V71H83ZM106 72H108V71H106ZM120 72V71H119ZM124 72V71H123ZM185 72H186V70H185ZM219 72V71H218ZM229 72V71H228ZM55 73H56V71H55ZM65 73V72H64ZM75 73H76V71H75ZM101 73H103V72H101ZM113 73V72H112ZM170 73V72H169ZM189 73V72H188ZM230 73V72H229ZM60 74V73H59ZM66 74V73H65ZM80 74V73H79ZM85 74V73H84ZM87 74V73H86ZM104 74V73H103ZM108 74V73H107ZM106 74V75H107ZM116 74H118V71H117V73ZM121 74V73H120ZM145 74V73H144ZM149 74V73H148ZM190 74H191V71H190ZM196 74H199V76H200V73H196ZM204 74V73H203ZM208 74V73H207ZM210 74L212 75V72H210ZM210 74H208L207 76H209ZM226 74V73H225ZM69 75V74H68ZM77 75V74H76ZM81 75V74H80ZM111 75V74H110ZM119 75V74H118ZM157 75V76H158ZM193 75H194V73H193ZM205 75H206V73H205ZM218 75V74H217ZM246 75V74H245ZM245 75H244V77H245ZM67 76V75H66ZM72 75H71V73H70V77H71ZM79 76V75H78ZM78 76H74V77H76V79H81V78H79ZM94 76V75H93ZM95 76L97 77L98 75H96L95 74ZM113 76H115V75H113ZM112 76V77H113ZM158 76V77H159ZM184 76H186V75H184ZM195 76H197V75H195ZM199 76H198V78H199ZM214 76V75H213ZM224 76V75H223ZM64 77H65V75H64ZM82 77V76H81ZM107 77V76H106ZM106 77H102V78H106ZM154 77V76H153ZM161 77H159V79H161ZM171 77V76H170ZM205 77V76H204ZM230 77V79H228ZM72 78H73V76H72ZM72 78L71 79H68V80H72ZM93 78V77H92ZM101 78V79H102ZM109 78V77H108ZM111 78V77H110ZM167 79H168V77H166ZM201 79H203V77H202V74H201V77H200ZM210 78V77H209ZM223 78V77H222ZM259 78V77H258ZM64 80L65 79H67V78H63ZM75 79V78H74ZM75 79V80H76ZM145 79V85L144 86H141L144 90H143V94H144V98H142V97H140V96H138L137 94H136V92L135 91H132L130 94H128V95H126V96H124V95H122L123 97L122 98H118L119 99V101H117L115 104H117V108L116 107H111V108H109V110L107 111V112H105L104 114H105V116L104 115H102V119L101 120H98V122L93 126V132L95 133V135L97 136V138H98V140H95V143L94 144H92V145H86V150H85V153L83 152V153H81L80 154V156H79V158L81 157V161H80V166L82 165V166H85V165H87V162L89 163V164H91L92 163V167L87 171V172H85V173H80V181H78V184H77V186L75 187V193H76V196H74L73 198H74V200H75V198H77V199H79V201H80V204H79V206H78V209L79 210H82V211H90V210H93L96 214L97 213H99V212H101L102 210H103V208H105L103 211H105L106 209L107 210H109V214H107V217L109 218V222L112 220L113 221V219H114V217L117 215V217L118 216H123L124 214H125V216H123L124 217V219H123V225L122 226H120V228L118 229V230H116L115 232H113V233H111V235L109 236V238H108V240H107V243H109V249H114V248H118V246H119V240H120V238L122 237V235L123 234H126V233H128V231L130 230L129 228H127V226L128 225H130V224H132L133 226H134V228L131 230V231H133L134 229H136L139 225H141L142 223H147V224H149V225H151L152 227L153 226H156V227H162L164 224H165V222L166 221H168V220H173L175 217H177V215H181V214H184V213H189V212H194V211H198V210H201V209H205V208H208V209H211V208H213L214 207V205H216V204H219V201H214V199L212 198V196H210L207 192H205V191H203V189L201 190V185H203V184H201V185H199V184H188V183H192V181H195L197 178H195L194 176H191L190 174L189 175H183L182 174V172H181V178H180V181H175V180H167V181H161V182H157V180H155L156 178V176H152L153 174H152V172L150 173L149 172V170H147L148 172L145 174L143 171H144V167L146 166V165H148V164H150V163H153V166H155L157 169H159L160 167H161V165L158 163V162H163V161H169L168 159H162V160H157V161H153V162H148V161H145L146 159V157H141L140 158V156H141V154L140 153H137V155L138 154H140V156H139V159H136V160H134V159H131V158H125V159H122L121 158V156H118L117 155V153H118V149H120V145H121V142L123 141V140H125L126 139V134H130L131 133V131H135L136 133H138V135L140 136V138H144V136H148L149 135V131H150V129H153V127L155 126V125H153V123H154V120H156L157 118H159L160 116H161V114L160 113H158V114H155V112H154V109L152 108L151 109V105L154 103V105H155V97H153V99H150V98H148L147 96L148 95H153V93H151V92H153V91H151L150 92V90H152V89H160V90H162V91H165V92H167L168 91V89L169 88H171V86H169V87H166V86H162V84H164L165 85V82H163L164 81V79H163V81H160V80H156V79H153V78H149L148 76H147V78H144ZM185 80L187 79V77L186 78H184ZM190 79H192L191 78V76H190ZM212 79V78H211ZM228 79V80H227ZM103 80V79H102ZM205 80V81H206ZM210 80V79H209ZM231 80V81H232ZM67 81V80H66ZM103 81H106V80H103ZM167 81H169V80H167ZM177 81V80H176ZM65 82V81H64ZM111 82V81H110ZM197 83H198V81H196ZM72 83V82H71ZM103 83V82H102ZM172 83H176V82H173L172 81ZM194 83H195V81H194ZM193 83V84H194ZM200 83V82H199ZM204 83V82H203ZM230 83H232V82H230ZM229 83V84H230ZM108 84V83H107ZM255 84H256V82H255ZM89 85V84H88ZM132 85V84H131ZM140 85V84H139ZM234 85V86H235ZM239 85V86H240ZM92 86V85H91ZM94 86V85H93ZM121 86V85H120ZM193 86H195V84L193 85ZM238 86V87H239ZM102 87V86H101ZM107 87H109V86H107ZM123 87V86H122ZM230 87H233L232 85L230 86ZM237 87V88H238ZM97 88H99V87H97ZM110 88V87H109ZM117 88V87H116ZM190 88H192V87H190ZM234 88V87H233ZM236 88V87H235ZM249 88V87H248ZM112 89V88H111ZM122 89V88H121ZM105 90V89H104ZM132 90H134V89H132ZM190 90V89H189ZM106 91V90H105ZM105 91H104V93H105ZM107 91H109V90H107ZM106 91V92H107ZM111 91V90H110ZM113 91H114V88H113ZM118 91V90H117ZM122 91V90H121ZM128 91V90H127ZM237 91V90H236ZM212 92H216L214 95H216V94H218L219 95V97L218 98H213V96H211V93ZM103 93V92H102ZM104 93H103V95H104ZM108 94H109V92H107ZM125 93H126V91H125ZM164 93V92H163ZM122 94H123V91H122ZM174 94V93H173ZM101 95V94H100ZM107 95V94H106ZM106 95H104V96H106ZM111 95H113V93H111ZM199 95H203V96H200V98H197V96H199ZM243 95V94H242ZM241 95V96H242ZM109 96V95H108ZM121 96V95H120ZM120 96H118V97H120ZM162 96H165V95H162ZM173 96V95H172ZM211 96V97H210ZM250 96V95H249ZM115 97V96H114ZM170 97V96H169ZM240 97V96H239ZM238 97V98H239ZM97 98H99V97H97ZM100 98H103L102 97V95H101V97ZM108 98V97H107ZM159 98V97H158ZM167 98V97H166ZM92 99V98H91ZM104 99V98H103ZM113 99V98H112ZM160 99H162L161 97H160ZM165 99V98H164ZM174 99V98H173ZM240 99V98H239ZM243 99V98H242ZM242 99H240L241 101H242ZM109 100V99H108ZM117 100V99H116ZM122 100V102H124V103H120V101ZM94 101H96V100H94ZM98 101H99V99H98ZM97 101V102H98ZM111 101V100H110ZM166 101V100H165ZM193 101V100H192ZM102 102H103V100H102ZM112 102V101H111ZM113 102H114V100H113ZM112 102V103H113ZM175 102V101H174ZM195 102H197V101H195ZM243 102V101H242ZM107 103H108V101H107ZM110 103V102H109ZM166 103H168V102H166ZM166 103H164V104H166ZM244 103V102H243ZM114 104V105H115ZM163 104V105H164ZM246 104V103H245ZM98 105V104H97ZM169 105V104H168ZM172 105V104H171ZM193 105V104H192ZM224 105V106H225ZM241 105V104H240ZM243 105V104H242ZM100 106V105H99ZM109 106V105H108ZM156 106H158V105H156ZM167 106V105H166ZM189 106V105H188ZM96 107H98V106H96ZM96 107H95V109H96ZM209 107V106H208ZM249 107V106H248ZM114 108H116V109H114ZM210 108V107H209ZM213 108H215V107H213ZM211 109V111L213 110V112L215 111V110H217V108L214 110V109ZM251 108H253V107H251ZM100 109V108H99ZM98 109V110H99ZM160 109V108H159ZM170 109H171V111H168V110H166V111H168V112H164V114H163V116L164 117H167V118H169V119H173L174 118V120H176L175 119V117H176V115L175 114H173V110H172V108L170 107ZM177 109V108H176ZM248 109V108H247ZM97 110V111H98ZM156 110H158V109H156ZM209 111L208 112H210V109H208ZM15 111V110H14ZM96 111V112H97ZM162 111H165V110H162ZM218 111H219V109H218ZM93 112H95V111H93ZM95 112V113H96ZM175 112V111H174ZM213 112H210V115H211V113H213ZM230 112V111H229ZM85 113V112H84ZM89 113V112H88ZM198 113V112H197ZM100 114H101V112H100ZM103 114V113H102ZM204 114V113H203ZM214 114H215V112H214ZM213 114V115H214ZM217 114H220V113H216V115ZM233 114V113H232ZM255 114V113H254ZM260 114V113H259ZM32 115V114H31ZM79 115H80V113H79ZM99 115V114H98ZM186 115V114H185ZM195 115H197V114H195ZM206 115H209V114H207L206 113ZM212 115V116H213ZM253 115V114H252ZM35 115H33V117H34ZM81 116V115H80ZM79 116V117H80ZM87 116V115H86ZM220 116V115H219ZM234 116V115H233ZM241 116V115H240ZM245 116V115H244ZM262 116H264V113H261V115H258V116H256V118L258 119V120H261V117ZM32 117V118H33ZM43 117V118H42ZM162 117V116H161ZM211 117V116H210ZM227 117V116H226ZM229 117V116H228ZM254 117V116H253ZM45 119V117L43 116V115H39V114H36V116H35V120H37V119ZM91 118V117H90ZM212 118V117H211ZM215 118H217V117H215ZM220 118V117H219ZM264 118V117H263ZM165 120H167L166 118H164ZM180 119V118H179ZM185 119V118H184ZM206 119H208V117L206 118ZM218 119V118H217ZM217 119H215V121L217 120ZM79 120H81V117L79 118ZM162 120V119H161ZM181 120V119H180ZM205 120V119H204ZM210 120V119H209ZM219 120H221V119H219ZM218 120V121H219ZM177 121V120H176ZM195 121V120H194ZM88 122H89V120H88ZM161 122V121H160ZM172 122V121H171ZM91 123H93V121H91ZM90 123V124H91ZM163 123V122H162ZM177 123V122H176ZM176 123H174V124H176ZM197 123V122H196ZM212 123V122H211ZM216 123H217V121H216ZM223 123V122H222ZM164 124H168L167 122H164ZM178 124V123H177ZM206 124H210L209 123V121H208V123H207V121H206ZM206 124H203V125H206ZM169 126H175V125H172V124H168ZM194 125V124H193ZM226 125V124H225ZM91 126H92V124H91ZM150 126H153L152 128H149L148 129V127H150ZM206 126H208V125H206ZM210 126V125H209ZM208 126V127H209ZM230 126V125H229ZM202 127V126H201ZM204 128H205V126H203ZM214 127V126H213ZM147 128V129H146ZM155 128V127H154ZM164 128H166L165 126H164ZM168 128V127H167ZM171 128V127H170ZM175 128V127H174ZM223 128V127H222ZM229 128V127H228ZM146 129V130H145ZM196 129V128H195ZM200 129V128H199ZM202 129V128H201ZM156 130V129H155ZM172 130V129H171ZM184 130V129H183ZM206 130H208V129H206ZM53 131H57V132H59V130H55V129H53ZM204 131V130H203ZM224 131V130H223ZM152 132V131H151ZM186 132V131H185ZM202 132V131H201ZM214 132V131H213ZM227 132V131H226ZM154 133H156V132H154ZM198 133H200V132H198ZM206 133V132H205ZM204 133V134H205ZM36 132H34V133H32V134H29L28 136H27V138H28V140H29V142H28V145H33V144H35L36 143V139H37V137H36ZM57 133H55V134H53L52 133V135H54L53 137H54V139H59L58 137H57V135H56ZM166 134H168V132L166 133ZM197 134V133H196ZM195 134V136L194 137H196L197 136V138H198V134L196 135ZM203 133H201V135H202ZM213 134V133H212ZM211 134V135H212ZM219 134V132L217 133V134H215L214 133V137L216 136V135H218ZM220 134H222V132L220 133ZM228 134V133H227ZM160 135V134H159ZM229 135V134H228ZM95 136V137H96ZM133 136V135H132ZM200 136V135H199ZM204 136V135H203ZM213 136H211V139H213L214 137ZM221 136V135H220ZM151 137V136H150ZM165 137V136H164ZM171 137H173V136H171ZM176 137H178V135H176ZM205 137V136H204ZM210 137V136H209ZM213 137V138H212ZM217 137V136H216ZM215 137V139L217 140V138ZM226 137V136H225ZM134 138V137H133ZM133 138H131L132 140H133ZM138 138V137H137ZM147 138V137H146ZM202 137L200 136L199 137V139H201ZM255 138V137H254ZM130 139V138H129ZM172 139V138H171ZM196 139V138H195ZM208 140L210 139V138H207ZM206 139V140H207ZM62 140V139H61ZM65 140V139H64ZM127 140V139H126ZM203 140V139H202ZM202 140H200V141H202ZM224 140V139H223ZM228 140V139H227ZM138 141H139V139H138ZM141 141V140H140ZM143 141V140H142ZM210 141V140H209ZM128 142V141H127ZM132 142V141H131ZM130 142V143H131ZM136 142H137V139H136ZM149 142V141H148ZM206 142V141H205ZM216 142V141H215ZM219 142H220V140H219ZM224 142V141H223ZM226 142V141H225ZM228 142H230V140L228 141ZM228 142H227V147H230V146H228ZM60 143V142H59ZM105 143H107V144H105ZM130 143H128V144H130ZM198 143V142H197ZM200 143H203V142H200ZM131 144H133V143H131ZM130 144V145H131ZM136 145L138 144V142L137 143H135ZM135 144H133V145H135ZM141 144V143H140ZM145 144V143H144ZM158 144V143H157ZM164 144V143H163ZM204 144V143H203ZM206 144V143H205ZM207 144H208V142H207ZM221 144V143H220ZM230 144V143H229ZM135 145V146H136ZM143 145V144H142ZM147 145V144H146ZM210 145H211V142H210ZM252 145V144H251ZM107 146H109V147H107ZM128 146V145H127ZM132 146V145H131ZM144 146V145H143ZM186 146V145H185ZM140 147V146H139ZM139 147H138V149H139ZM148 147V146H147ZM147 147H143V149L145 148H147ZM156 147V148H155ZM155 147H153V148H150L151 150L152 149H157V147L158 146H156L155 145ZM160 147V146H159ZM158 147V149L159 150H161V151H159V152H163L162 151V149H164V146H163V148H159ZM162 147V146H161ZM167 147V146H166ZM165 147V148H166ZM207 147V146H206ZM209 147H211V146H209ZM238 147V146H237ZM236 147V148H237ZM239 147H241V146H239ZM251 147V146H250ZM255 147V146H254ZM137 148V147H136ZM141 148V147H140ZM197 148V147H196ZM202 148V147H201ZM221 148V147H220ZM222 148H223V145H222ZM224 148H225V146H224ZM126 149H127V147H126ZM130 149H131V147H130ZM133 149V148H132ZM192 149L194 150V148H193V146H192ZM199 149V148H198ZM212 149V148H211ZM210 149V150H211ZM226 149V148H225ZM230 149H232V148H230ZM229 149V150H230ZM253 149V148H252ZM81 150V149H80ZM135 150V149H134ZM137 150V149H136ZM150 150V151H151ZM155 150H152L153 152H156ZM165 150V149H164ZM189 150V149H188ZM202 150V149H201ZM207 150V149H206ZM213 150V149H212ZM224 150V149H223ZM138 151H140V150H138ZM143 151V150H142ZM141 151V152H142ZM178 151V150H177ZM195 151V150H194ZM217 151H218V149H217ZM225 151V150H224ZM224 151H222L223 153H225ZM253 151H254V149H253ZM128 152V151H127ZM145 151H143V153H144ZM215 151L213 150V153H214ZM232 152V151H231ZM236 152V151H235ZM239 152V151H238ZM126 153V152H125ZM129 153V152H128ZM132 153H134V151L132 152ZM195 153V152H194ZM202 153V152H201ZM204 153V152H203ZM211 153V152H210ZM210 153H209V156H208V154H207V156L208 157H210ZM219 153V152H218ZM218 153H215V154H217L218 155ZM127 154V153H126ZM135 154V153H134ZM148 154H150V153H148ZM156 154H157V152H156ZM162 154V153H161ZM166 154V153H165ZM190 154V153H189ZM232 154H233V152H232ZM236 154H238V153H236ZM255 154V153H254ZM186 151L185 150H181V151H178V152H176V155H174V160H173V162L171 163V164H174L175 166H179L180 168H183V166L184 165H188V164H190L191 162L190 161H188V159H187V161H185L186 159H185V157H186ZM196 155V154H195ZM219 155H221V154H219ZM223 155V154H222ZM229 155V152H228V154H226V156H228ZM242 155V154H241ZM128 156H130V155H128ZM132 156V155H131ZM187 156H189V155H187ZM231 156V155H230ZM239 156V155H238ZM126 157V156H125ZM136 157V156H135ZM189 157H191V156H189ZM193 157V156H192ZM204 157V156H203ZM212 157V159H214L213 158V156H211ZM215 157H217L218 158V156H215ZM241 157V156H240ZM261 157V156H260ZM198 158H200V157H198ZM217 158H215V159H217ZM229 158V157H228ZM234 158H235V156H234ZM243 158V157H242ZM247 158H249V156H247ZM185 159V160H184ZM201 159L203 160V158L201 157ZM205 159H206V157H205ZM212 159L210 160V161H212ZM222 159V158H221ZM225 159V158H224ZM231 159H233V157L231 158ZM246 159V158H245ZM80 160V159H79ZM119 160H122L121 162H119ZM226 161L228 160V159H225ZM224 160V161H225ZM235 160V159H234ZM201 161V160H200ZM209 161V162H210ZM225 161V162H226ZM230 161V160H229ZM232 161V160H231ZM236 161V160H235ZM240 161V160H239ZM243 161V160H242ZM246 161H248V160H246ZM203 162V161H202ZM207 162V161H206ZM206 162H204V163H206ZM228 162V161H227ZM233 162V161H232ZM251 162H252V160H251ZM201 163V162H200ZM204 163H202V164H204ZM208 163V162H207ZM170 164V163H169ZM229 164H230V162H229ZM228 164V165H229ZM233 164H234V162L232 163V166H233ZM242 164V163H241ZM240 164V165H241ZM98 165H100V166H103V175L101 176V171H100V168L101 167H99ZM192 165H194V164H192ZM237 165H239V163L237 164ZM243 165V164H242ZM223 166V165H222ZM235 166H236V162H235ZM178 167V168H179ZM191 167V166H190ZM197 167V166H196ZM200 167V166H199ZM185 168V167H184ZM232 168V167H231ZM165 169V168H164ZM168 169V168H167ZM167 169H165V170H167ZM171 169V168H170ZM188 169V168H187ZM254 169V168H253ZM180 170V169H179ZM178 170V171H179ZM182 170H184V169H182ZM186 170V169H185ZM134 171H138L137 173H139V172H141L142 173V175H141V181H142V184L141 185H144L143 187H147V186H149V184H154V183H156V184H160V183H165L164 184V187L162 188L161 186H160V188H162L164 191H160V192H158L159 193V195H160V197H159V195H158V193H157V197L159 198V199H161V200H164V202L160 205V206H158V207H154V208H147L146 206H144L143 205V203L141 202V200H140V202H139V204L138 205H134V203H133V205L131 204V205H128V204H125V203H123V204H121L120 205V203H117L116 204V202L114 201V202H112V201H107L105 204H101L100 202L101 201H103V199H106L105 197H104V194L103 195H101V189H99V188H97L98 186H99V183H102L103 182V184H105L106 185V187H107V190L110 192L111 190H112V188H113V185H116L117 186V182H118V180L120 179L119 177L122 175V174H127V173H132V172H134ZM154 171V170H153ZM172 171V170H171ZM170 171V172H171ZM174 171H175V169H174ZM195 171V170H194ZM202 171H204V170H202ZM158 172V171H157ZM187 171H183V173H186ZM195 172H197V174H198V171H195ZM195 172H193V173H195ZM199 172H200V170H199ZM205 172V171H204ZM226 172V171H225ZM137 173L135 174V175H137ZM153 173H155V171L153 172ZM161 173V172H160ZM201 173V172H200ZM162 174H164L165 175V173H162ZM162 174H160V175H162ZM174 174H175V172H174ZM221 174V173H220ZM224 174H226V173H224ZM245 175V174H244ZM129 176V175H128ZM132 176H133V174H132ZM175 176V175H174ZM201 176H203V175H201ZM227 176V175H226ZM158 177V176H157ZM161 177V176H160ZM162 177H163V175H162ZM165 177V176H164ZM204 177V176H203ZM206 177V176H205ZM235 177V176H234ZM131 178V177H130ZM166 178V177H165ZM175 178V177H174ZM239 178V177H238ZM248 178V177H247ZM104 179V180H103ZM129 179V178H128ZM172 179V178H171ZM177 179V178H176ZM204 179V178H203ZM218 179V178H217ZM123 180V179H122ZM135 180V179H134ZM199 180V179H198ZM223 180V179H222ZM231 180V179H230ZM240 180V179H239ZM120 181V180H119ZM206 181H207V179H206ZM210 181V180H209ZM217 181V180H216ZM224 181H225V178H224ZM235 181V180H234ZM242 181V180H241ZM116 182V183H115ZM203 182V181H202ZM237 182H239V181H237ZM129 183V182H128ZM194 183V182H193ZM196 183V182H195ZM209 183H211V182H209ZM220 183H222V182H220ZM232 183V182H231ZM240 183V182H239ZM239 183H238V186H239ZM262 183V182H261ZM184 184H188V185H184ZM215 184H217V183H215ZM246 184V183H245ZM244 184V185H245ZM250 185V184H249ZM249 185H248V187H249ZM115 186V187H116ZM208 186V185H207ZM215 186V185H214ZM224 186V185H223ZM232 186V185H231ZM251 186V185H250ZM253 186V185H252ZM261 186V185H260ZM141 187V186H140ZM204 187V186H203ZM209 187V186H208ZM207 187V188H208ZM216 187V186H215ZM243 187V186H242ZM122 188V187H121ZM210 188V187H209ZM226 188V187H225ZM228 188V187H227ZM238 188V187H237ZM254 188V187H253ZM260 188V187H259ZM143 189V188H142ZM149 189V188H148ZM245 189V188H244ZM262 189V188H261ZM65 191H66V193L67 194H69L70 192H68L66 189H65ZM207 191V190H206ZM217 191V190H216ZM227 191V190H226ZM251 191V190H250ZM109 192H105V194H110ZM146 192V191H145ZM210 192H212V191H210ZM223 192H224V190H223ZM254 192V191H253ZM252 192V193H253ZM154 193H155V191H154ZM196 193V195H198V196H196V198H194L195 196H194V194ZM237 193V192H236ZM148 194V193H147ZM232 194V193H231ZM119 195V194H118ZM187 195H190V197H192V198H194V199H192V200H190L189 202H187L188 200H185L186 199V196ZM225 195V194H224ZM234 195H235V193H234ZM237 195V194H236ZM242 195H243V193H242ZM248 195V194H247ZM124 196V195H123ZM135 196V195H134ZM214 196V195H213ZM227 196V195H226ZM229 196V195H228ZM239 196V195H238ZM120 197H122V196H120ZM243 197V196H242ZM108 198H111L109 195H108ZM189 198V197H188ZM238 198V197H237ZM244 198V197H243ZM242 198V200L244 201V202H248V200H249V202H251L250 204H254L253 206H255L256 207V205L257 204H259V203H263L264 204V191H261V190H258L256 193H254V194H252V195H250L248 198H246V199H243ZM124 199V198H123ZM218 199V198H217ZM226 199V198H225ZM224 199V200H225ZM239 199V198H238ZM109 200V199H108ZM120 200H122V198L120 199ZM125 200H127V199H125ZM222 200V199H221ZM117 201H118V199H117ZM143 201V200H142ZM160 201V200H159ZM228 201V200H227ZM103 202H105V201H103ZM120 202V201H119ZM129 202H131L130 200H129ZM162 202V201H161ZM187 202V203H186ZM234 202V201H233ZM150 203V202H149ZM153 203V202H152ZM135 204H137V203H135ZM158 205V204H157ZM221 204H219V205H217L218 207L220 206ZM225 205V204H224ZM261 205V204H260ZM20 206V205H19ZM222 206V205H221ZM245 206H247V205H245ZM75 207H77L76 205H75ZM149 207V206H148ZM217 207V208H218ZM228 207V206H227ZM226 207V208H227ZM249 207H251V205L249 206ZM262 207H264V206H262ZM225 208V206H223L222 208H218V211L216 212V214L218 215V216H221L222 214H220V213H223L224 212V209ZM257 208H259V207H257ZM256 208V209H257ZM231 209V208H230ZM229 209V210H230ZM106 210V211H107ZM227 210V209H226ZM225 210V211H226ZM237 210V209H236ZM246 210V209H245ZM244 210V211H245ZM263 210H264V208H263ZM250 211H251V209H250ZM210 212V211H209ZM249 212V211H248ZM256 212V211H255ZM81 213V212H80ZM127 213V214H126ZM225 213H227V212H225ZM229 213V212H228ZM245 213V212H244ZM247 213V212H246ZM251 212H249V214H250ZM260 213V212H259ZM258 213V214H259ZM111 214H114L113 216H112V218H111ZM231 214V213H230ZM256 214V213H255ZM210 215V214H209ZM251 215V214H250ZM196 216V215H195ZM211 216V215H210ZM234 216V215H233ZM122 217V218H123ZM201 217V216H200ZM222 217V216H221ZM237 217V216H236ZM244 217V216H243ZM249 217V216H248ZM194 218H196V217H194ZM194 218H192V219H194ZM198 218V217H197ZM204 218H205V216H204ZM216 218V217H215ZM219 218V217H218ZM237 218H239V216L237 217ZM260 219V218H264V214H262L261 213V215L260 216H257L256 215V217L255 218H251V220H253V219ZM187 219V218H186ZM222 219V218H221ZM228 219V218H227ZM235 219V218H234ZM248 219V218H247ZM203 220V219H202ZM202 220H201V222H202ZM218 221H220V220H218ZM217 221V222H218ZM231 221V220H230ZM240 221V220H239ZM109 222H106V223H104V221H102V224H104V226H108V224H109ZM189 222V221H188ZM206 222V221H205ZM213 222V221H212ZM217 222L216 223H214L213 222V224H216L215 226H217L218 224H217ZM221 222L223 223V226L225 225L227 228H232L233 226H235V229L233 228L230 232H228V234H227V236H226V240L225 241H228L230 238H233V239H239V240H241V239H246L247 241V244L249 245V248H248V253L246 252V250H245V248H242L241 249V246L240 245H237V250H238V252L243 256V259H245L246 260V262L248 263L249 261H252V259L248 256V255H250V254H253L254 256H258V255H264V250H262V249H264L263 247H261V246H259V244H256V243H254L253 241H251L246 235H244V234H242V233H240V231H241V229H239L240 231H238L237 229L239 228V226H240V224H236V223H231V222H229V219L228 220H221ZM234 222V221H233ZM243 222V221H242ZM246 222H249V221H246ZM194 223V222H193ZM219 223V222H218ZM241 223V222H240ZM244 223V222H243ZM250 223V222H249ZM252 223V222H251ZM179 224V223H178ZM197 224V223H196ZM210 224H211V222H210ZM170 225V224H169ZM172 225V224H171ZM177 225V224H176ZM191 224H189V223H186V222H183V223H181V226H180V229L179 230H182V231H186V230H188L189 229V226H190ZM242 225V227H245L244 226V224H241ZM254 225V224H253ZM252 225V226H253ZM262 225V224H261ZM165 226V225H164ZM163 226V227H164ZM199 226V225H198ZM197 226V227H198ZM200 226L201 227H199L200 229H202L203 231H210V233L211 234H215L216 235V233H217V231H218V226L217 227H213L212 225L210 226L209 225V227H207V228H203L204 226H208V224L206 223V224H204V223H201L200 224ZM167 227V226H166ZM169 227V226H168ZM194 227V226H193ZM236 227H238V228H236ZM250 227V226H249ZM257 227V226H256ZM255 227V228H256ZM154 228V227H153ZM196 228V227H195ZM224 228V227H223ZM254 228V227H253ZM127 229V230H126ZM158 229V228H157ZM176 229V228H175ZM174 229V230H175ZM126 230V231H125ZM135 231V230H134ZM168 231H170V230H168ZM197 231H201V230H197ZM196 231V232H197ZM254 231H256V230H254ZM177 232H179V231H177ZM192 232V231H191ZM258 232V231H257ZM163 233V232H162ZM171 233V232H170ZM186 233V232H185ZM206 233V232H205ZM209 233V234H210ZM220 233V232H219ZM249 233V232H248ZM261 233V232H260ZM167 234V233H166ZM175 234V233H174ZM198 234V233H197ZM197 234H195V235H193V236H196ZM200 234V233H199ZM218 234V233H217ZM221 234V233H220ZM223 234V233H222ZM255 234V233H254ZM253 234V235H254ZM162 235V234H161ZM169 235V234H168ZM170 235H172V234H170ZM169 235V236H170ZM190 235H192V234H190ZM189 235V236H190ZM200 235H203L204 236V234L202 233V234H200ZM252 235V234H251ZM167 236V235H166ZM213 236V235H212ZM212 236H211V238H212ZM224 236V235H223ZM143 237V236H142ZM165 237V236H164ZM171 237V236H170ZM181 238H182V236H180ZM192 237V236H191ZM210 237V236H209ZM255 237V236H254ZM259 237V236H258ZM261 237H264V234H263V236H261ZM157 238V237H156ZM166 238V237H165ZM164 238V239H165ZM181 238H179V237H177L176 235H175V237H174V239H173V237H172V240H169V242H171V243H169V242H167L168 244H166V243H164L163 242V245H162V247H152V248H146V246H144V245H142V246H139L138 248H137V250L139 251L138 253L140 254V255H142V258L143 259H148V260H150V259H154V258H158V256H163V255H167L166 254V252H168L169 253V250L171 249V247H174L175 246V244H176V241H179V239H181ZM196 238H198V237H196ZM195 238V239H196ZM199 238H200V236H199ZM210 238V239H211ZM140 239H142V238H140ZM152 239V238H151ZM158 240L160 239L159 237L157 238ZM186 239H188V238H186ZM191 239V238H190ZM208 239V238H207ZM218 239V238H217ZM153 240V239H152ZM157 240V241H158ZM198 240V239H197ZM259 240V239H258ZM143 241V240H142ZM156 241V240H155ZM165 241V240H164ZM162 242V241H161ZM181 242V241H180ZM183 242V241H182ZM181 242V243H182ZM197 242H199V243H201L200 241H195V242H191V243H188L189 244V246L187 245L186 246V249L188 248L189 250H190V253H193L194 251H192V248H193V246H194V248H193V250L194 249H197V248H195V245H197L198 243ZM202 242H205V247L204 248H202L203 250H207V249H209L210 247H212L213 245V242L212 241H206V239H205V241H203L202 240ZM215 242V241H214ZM219 243V242H218ZM217 242H216V244L217 245H219ZM139 244V243H138ZM150 244V243H149ZM160 244V243H159ZM264 244V243H263ZM177 245V244H176ZM182 245V244H181ZM200 245V244H199ZM216 245V246H217ZM233 245H235V244H233ZM177 246H179V245H177ZM185 246V245H184ZM220 246V245H219ZM136 247V246H135ZM235 247V246H234ZM131 248V247H130ZM182 248H184V247H182ZM215 248V247H214ZM217 248V247H216ZM260 248H262V249H260ZM135 249V248H134ZM174 249V248H173ZM185 249V248H184ZM201 249V248H200ZM199 249V250H200ZM213 249V248H212ZM117 250V249H116ZM211 250V249H210ZM235 250V249H234ZM177 251V250H176ZM187 251V250H186ZM209 251V250H208ZM208 251H204L205 253H207ZM106 252H109V250L107 249L106 250ZM105 252V253H106ZM124 252V251H123ZM126 252V251H125ZM177 252H180V251H177ZM183 252V251H182ZM220 252V251H219ZM128 254L130 253V252H127ZM133 253V252H132ZM172 253V252H171ZM171 253H169L170 254V256H171ZM188 253V252H187ZM186 253V254H187ZM212 253L213 252H211L207 257H205V255H203L201 258H203L202 260H200L199 259V261H196L192 256H190V258L188 259V262H189V264H215V262H218L219 264H222V263H224V262H222L221 263V261H220V259L219 258H214L213 256H212ZM232 253V252H231ZM238 253V254H239ZM135 254H136V252H135ZM173 254V253H172ZM175 254V253H174ZM194 254V256H195V253H193ZM103 255V257H105L104 256V254H102ZM125 255V254H124ZM137 255V254H136ZM177 255V254H176ZM188 255V254H187ZM192 255V254H191ZM201 255V254H200ZM214 255V254H213ZM240 255V256H241ZM126 256V255H125ZM179 256H180V254H179ZM179 256H175V257H179ZM237 256V255H236ZM172 257H174V256H172ZM182 257H184L183 255L180 257V259L182 258ZM210 257H212V258H210ZM101 258V257H100ZM99 259V258H98ZM105 259V258H104ZM102 260L99 264H102L103 262H106L105 260ZM138 259H139V257H138ZM160 259V258H159ZM162 259V258H161ZM168 259V258H167ZM185 259H186V257H185ZM100 260V259H99ZM163 260V259H162ZM162 260L160 261V262H162ZM165 260V259H164ZM163 260V261H164ZM172 260V259H171ZM183 260V259H182ZM144 261V260H143ZM155 261V260H154ZM177 261V260H176ZM180 261V260H179ZM254 264H258V260L254 257ZM171 262V261H170ZM170 262H168V263H170ZM145 263H147L146 261H145ZM150 263H151V261H150ZM158 263V262H157ZM166 264H167V262H165ZM164 263V264H165ZM176 263V262H175ZM174 263V264H175ZM147 264H149V263H147ZM152 264H154V262H152ZM161 264H163V263H161ZM181 264V263H180ZM185 264V263H184ZM217 264V263H216Z\"/></svg>",
    "mask_w": 264,
    "mask_h": 264
}]
</instances>
